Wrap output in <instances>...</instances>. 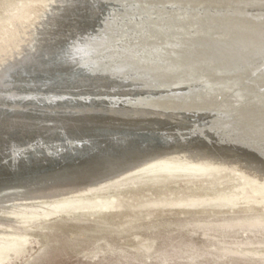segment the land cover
<instances>
[{"label": "rangeland", "instance_id": "obj_1", "mask_svg": "<svg viewBox=\"0 0 264 264\" xmlns=\"http://www.w3.org/2000/svg\"><path fill=\"white\" fill-rule=\"evenodd\" d=\"M141 2V0H0V45L4 42L7 44V57H2L4 60L0 62V75L5 70L4 79L0 81L1 84L2 82H7V84L4 83L5 86H0V89L6 90L7 88L6 91H10L15 87L25 88L22 90L24 94H40L43 91L47 95L51 94L53 89L59 91L58 84L54 83L56 80L54 77L59 76L57 80L61 79L66 82L71 76L78 78L87 76L91 81L104 75V71L112 67L115 55L107 59L103 52L88 59L89 61L75 63L77 60L72 57L74 53H71V49L83 33L98 37L107 24L112 23L114 28H117L118 36L116 38L118 40H112V46L115 45L113 49L118 50L122 41L134 36L130 27L131 22L145 23L149 19L151 21L158 18H163L164 21L169 20L166 15L167 11L175 14L176 11L192 13V10H197L194 11L195 14L192 13L197 17H200L199 15L203 12L202 7L190 8L191 6H183L180 2L169 4L151 2L146 3V7H143ZM61 3L62 9L59 14L62 22L57 18L55 24H50ZM208 10L214 11L213 9ZM175 18L184 21L178 16ZM74 24L81 30L78 28L72 34L67 32V29L71 30ZM93 25H95L94 29H92ZM192 26L188 30H193L194 26ZM59 28L65 30L67 34L65 37L58 36L55 40L56 44L54 43L55 48L49 51V46L45 43L46 39L42 38H47V32ZM142 29L144 25L141 31ZM14 32L17 45L11 41L7 42ZM41 39L42 43L33 57L40 58V63L44 65L54 62L51 57L57 58L55 61L59 66H55V76H51L53 80L52 78L43 79L40 66L33 64L31 62L33 57L27 55L38 46ZM51 52L55 55L49 58ZM24 54L25 59L20 65L9 67ZM142 56L145 60L150 58L147 55ZM156 58V56L150 58V63H155ZM71 68L75 70L67 71ZM99 83L95 80L76 86L73 92L75 95H73L80 97V100L73 103L77 106H80L82 102L94 103L95 106L109 105L114 101L107 100L105 94L123 92L116 89V82L114 84ZM185 85L179 83L151 85L152 87L148 86L151 88H146L149 94H146V97H167L173 92L186 91ZM204 88H207V85L201 88L192 86L188 91ZM97 91L101 92V95ZM147 98L140 100L141 103L137 102V105L143 104L140 107H150L152 102ZM7 100V102L0 101V113H5L7 120H11L16 101ZM30 104L34 103L21 105L22 111L30 114L32 119H37L40 123L41 121H38L41 116L39 112L49 107L43 106L44 102H39L38 105ZM63 105L67 107L71 104ZM72 110L67 111L72 113ZM185 115L195 119V124L191 128H176L173 124L169 126V132L166 134L168 143L195 144L200 143L202 139L222 141V137H225L222 136L224 133L219 131L215 122L217 116H222L219 110L213 108L204 110L201 107L195 111L186 110ZM71 123L59 125L53 130L50 128V130H42V127L38 126L30 131L23 130V125L17 123L9 133L3 137L0 136L2 137L0 138L2 148L13 146V143L17 145L15 156L0 162V189L8 185L4 179L12 176L53 171L64 166L65 163L67 165L78 161L82 155L105 150L106 147L103 145L109 143L103 135L107 126H97L98 137L93 138L94 136L87 135L89 134L87 130L76 129L75 124ZM232 146L235 144L232 143ZM235 147L237 150L249 151L245 147ZM6 151L9 149L6 148ZM7 165L11 168L6 167ZM132 166L127 168L128 170L124 169L121 176L116 178L113 176L97 182L92 188H87L86 192H72L66 197L58 195L50 199L52 204L47 199L46 203L48 202L50 206L44 205L45 200L34 197L32 201L36 204L26 211L1 213L0 264H264V202L259 203L260 205L253 202L247 204L236 197L233 205L224 206L218 201L220 195L237 193L239 183L250 181L247 179V174L234 170L228 171L222 166L213 164L210 169L201 171L198 175L199 172L195 173L196 171L181 173V175L177 173V176L175 173L174 175L172 172H167L169 174L165 172L158 178L156 176L149 178L142 173L143 169L138 165ZM241 174L245 176L239 177ZM69 196L72 206L53 212V204L66 200ZM77 199L80 200L78 204L75 202ZM192 200H195L194 203L191 202ZM19 201L13 200L3 205ZM39 202L41 204L43 202L44 209L39 206L41 205ZM32 212L34 214H31ZM25 215L30 216L25 217ZM13 220L15 222L19 220V223ZM18 225L19 227H16ZM10 233L13 235L11 236ZM18 243L25 244V246H20ZM2 258L8 260L4 262Z\"/></svg>", "mask_w": 264, "mask_h": 264}, {"label": "bare ground", "instance_id": "obj_2", "mask_svg": "<svg viewBox=\"0 0 264 264\" xmlns=\"http://www.w3.org/2000/svg\"><path fill=\"white\" fill-rule=\"evenodd\" d=\"M141 1L143 7H146V3L151 2H160L161 4L180 2L183 6H191L190 8L202 7L203 12L199 15L200 17H197L194 16V11L197 10H192L194 14L190 12L183 13L182 11H176L174 14L172 11H167L166 15L169 20L165 19L164 21L163 18H158L151 21L149 19L145 23L131 22L130 27L134 32V36L122 41L123 43L118 50L113 49L115 45L112 46V40L118 37L117 28L115 29L112 23H108L102 34L99 32L101 35L98 37H91L88 33H83L74 43V48L71 49V53H74L72 57L77 60L75 63L89 61L88 59H92L103 52H105L107 59L115 55L112 67L110 66L111 68L105 70L104 75L96 79L92 78L91 81L85 75L86 73L83 74V76H86L85 78L71 76L66 82L61 81V79L57 80L59 76L54 77L56 78L54 83L58 84L59 91L53 89L50 92L48 90L51 94L47 95L43 91L42 94H24L22 90H25V88L15 87L10 91H6L7 88L6 90L0 89V101H6L7 99L16 101L13 119L7 120V115L0 113V136L2 137L9 133L14 124L17 123L23 125V130L30 131V129L38 126L42 127V130L49 128L53 130L57 129L59 125H69L73 122L76 129L84 128L89 133L87 135H92L93 138L98 137L97 126H107L103 135L104 139L109 142L103 145L106 147L104 151L82 155L78 161L67 165L65 163L64 166L53 171H43L34 175L22 174L4 179V182H7L8 185H4V188L0 189V214L3 212L26 211L33 204H36L32 201L34 197H39L42 201L45 200L44 205H49L46 200L49 199L50 201L51 198L54 199L58 195L66 197L72 192H86L95 186L97 182L109 177L121 176V172L132 165H135V167L138 165L139 168H142V173L149 176V178L154 176L158 178L159 175H163L165 172H172L177 176V173L181 175V173L196 171L195 173L199 172L198 175L201 171L210 169L213 164L222 166L228 171L234 170L247 174V179L251 182L239 183L237 193L220 195L218 201L223 203L224 206L233 205L236 197L247 204L253 202L260 205L259 203L264 202V0ZM61 6L62 3L52 17L50 24H55L57 18L62 22L59 14L62 9ZM176 16L184 21L177 20ZM116 18L118 19V17ZM141 23L142 25H140ZM143 25L144 29L141 31ZM191 25L194 26H192L194 29L190 31L188 28ZM94 27L95 25L92 29ZM78 28L74 24L71 30L67 29V32L69 31L72 34ZM79 30L81 29L79 28ZM67 32L62 28L47 32V38L43 37L42 39H46L45 43L49 46V51H53L55 48L56 38L58 36L65 37ZM42 39L37 47L33 48L30 53L28 52L29 54L27 53L28 56H35ZM9 41L17 45L15 32L7 40L8 43ZM6 46V42L0 45V62L4 60L2 57H7ZM51 53L49 58L55 55ZM142 55L150 56V58L156 56L157 58L155 63H150V58L145 60ZM25 56L24 54L9 67L20 65ZM51 59L54 62L45 65L40 63L41 59L37 56L31 59L33 64L40 66L43 79L55 76L54 69L59 64H56L55 60L57 58L51 57ZM72 70H75V68L67 69L69 72ZM4 74L5 70L0 75L1 81L4 79ZM75 75L77 76V74ZM95 80L102 84H114L116 82V89L123 92L105 94L107 100L114 101L109 105L95 106L94 103L89 104V102H82L80 106L75 105L73 102L80 100V97H74V88ZM1 81L0 86H3L4 83L7 84V82L1 84ZM22 82H26V80H22ZM164 83L186 84L184 88L187 89L178 93L173 92L167 97H146V94H148L146 88ZM206 85L207 88L188 91L192 86L201 88ZM42 89L44 90V88ZM94 90L96 92V89ZM80 95L82 96V94ZM81 98L83 99V97ZM146 98L152 102L150 107L144 108L140 107L143 104L137 105V102L141 103L140 100ZM29 102L34 104L44 102L43 106L49 107L39 112L41 116L38 121L40 120V123L37 122V119H32L33 117L30 114L22 111L21 105L24 106ZM63 104L71 105L65 107ZM201 107L204 110L205 108L219 110L222 116H217L215 122L219 131L224 133L221 134L225 136L222 137V141L202 139L200 143L195 144L168 143L166 134L169 132V126L173 124L176 128L193 127L196 120L185 115V112L186 110L195 111ZM70 109L76 111L72 110V113H70L71 111H67ZM73 117L77 119H72ZM29 134L31 135V133ZM2 137L0 138L2 139ZM223 138L227 139L224 140ZM232 143L240 148L245 147L249 151L237 150L235 146H232ZM16 146L13 143V146L6 147L9 149V151H6V148H2L0 145V162L14 157ZM46 153L48 154V150ZM24 155H27L26 152ZM10 165L6 167H10ZM195 173L194 175H196ZM242 174L239 177L245 176ZM84 176L86 178H82ZM13 200L20 201L3 205L5 202ZM70 200L69 196L68 199L60 200L56 204L53 202L55 204V206L53 204V212L71 207ZM194 201L191 202L194 203ZM198 201L204 202L202 199H198ZM40 202L39 204H41ZM75 202L78 204L80 200L77 199ZM42 204L39 206L41 207ZM50 204H52L51 201ZM37 211L34 212L37 213ZM16 222L19 223V220ZM15 223L14 225H16ZM16 227H19V225ZM10 235L12 236L13 233H10ZM18 245L25 246V244L21 245L20 243Z\"/></svg>", "mask_w": 264, "mask_h": 264}]
</instances>
